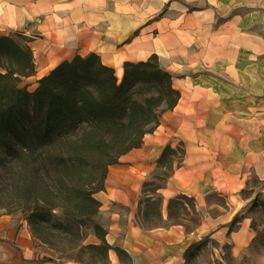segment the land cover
<instances>
[{"label":"rangeland","instance_id":"rangeland-1","mask_svg":"<svg viewBox=\"0 0 264 264\" xmlns=\"http://www.w3.org/2000/svg\"><path fill=\"white\" fill-rule=\"evenodd\" d=\"M152 4L140 0V21L183 30L181 44L190 57L196 56L162 65L174 84L190 80L206 104H219L215 110L222 119L229 125L234 120L233 127H226L230 138L238 141L245 131L250 160L229 183L223 178L221 148L205 180L194 174L198 179L180 186L166 177L183 163V148L175 146L171 163H165L167 157L161 167L144 174L129 204L119 205L116 238L131 243L137 263L111 252L108 264H264V0ZM19 85L33 91L32 83L22 80ZM129 225L137 232L131 240ZM0 264L78 263L59 260L34 240L20 213L0 207Z\"/></svg>","mask_w":264,"mask_h":264},{"label":"trees","instance_id":"trees-1","mask_svg":"<svg viewBox=\"0 0 264 264\" xmlns=\"http://www.w3.org/2000/svg\"><path fill=\"white\" fill-rule=\"evenodd\" d=\"M28 41L0 36V207L20 213L34 240L59 260L108 264L110 251L129 257L107 243L95 194L109 167L176 106L172 76L152 55L124 62L118 79L90 53L62 61L29 91L19 85L35 73ZM175 153L166 146L156 167Z\"/></svg>","mask_w":264,"mask_h":264},{"label":"crops","instance_id":"crops-1","mask_svg":"<svg viewBox=\"0 0 264 264\" xmlns=\"http://www.w3.org/2000/svg\"><path fill=\"white\" fill-rule=\"evenodd\" d=\"M151 1L154 7L155 0ZM139 6L140 0H0V36L18 34L30 39L26 44L32 51L35 73L23 81L32 83L33 90L38 80L62 61L90 53L115 71L121 70V74L124 62L146 61L156 55L160 67L170 73L163 61L189 56L187 46L181 44L183 30L141 22ZM200 55L203 59L204 52ZM190 58L195 60L196 56ZM187 80L174 84L172 78L180 94L176 106L161 115L159 125L144 136L139 148L109 167L104 190L95 194L101 203L95 220L107 230V243L119 245L135 263L138 257L131 243L116 238L115 230L120 229L116 216L119 205H128L137 194L139 182L157 166L166 146L183 148V163L169 177L180 186L190 178L198 179L194 174L205 180L204 173L221 148L223 178L229 183L250 160L245 131L238 141L230 138L226 127H233L234 120L229 125L215 110L219 104H206L200 88ZM129 227L127 236L131 240L137 232Z\"/></svg>","mask_w":264,"mask_h":264},{"label":"bare ground","instance_id":"bare-ground-1","mask_svg":"<svg viewBox=\"0 0 264 264\" xmlns=\"http://www.w3.org/2000/svg\"><path fill=\"white\" fill-rule=\"evenodd\" d=\"M120 75H121V70L118 71V76H120Z\"/></svg>","mask_w":264,"mask_h":264}]
</instances>
